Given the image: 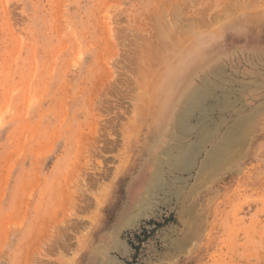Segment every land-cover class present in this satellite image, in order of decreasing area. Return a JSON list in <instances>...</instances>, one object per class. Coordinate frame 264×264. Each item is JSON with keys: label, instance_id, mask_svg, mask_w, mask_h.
<instances>
[{"label": "rangeland", "instance_id": "rangeland-1", "mask_svg": "<svg viewBox=\"0 0 264 264\" xmlns=\"http://www.w3.org/2000/svg\"><path fill=\"white\" fill-rule=\"evenodd\" d=\"M0 264H264V0H0Z\"/></svg>", "mask_w": 264, "mask_h": 264}]
</instances>
